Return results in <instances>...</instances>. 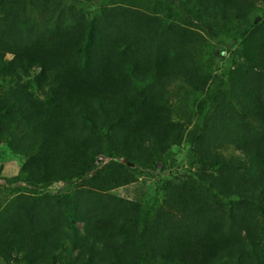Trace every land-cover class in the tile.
Masks as SVG:
<instances>
[{"label":"trees","instance_id":"1","mask_svg":"<svg viewBox=\"0 0 264 264\" xmlns=\"http://www.w3.org/2000/svg\"><path fill=\"white\" fill-rule=\"evenodd\" d=\"M91 2L0 0V135L27 141L11 183L29 190L0 201V260L264 264V0ZM161 5L176 8L174 23ZM191 27L228 47L242 38L249 73L212 77L218 48L202 51ZM183 82L213 110L190 135L198 186L155 181L134 206L111 198L178 143L169 93ZM227 122L236 135L221 136ZM56 183L72 191L43 193Z\"/></svg>","mask_w":264,"mask_h":264},{"label":"rangeland","instance_id":"2","mask_svg":"<svg viewBox=\"0 0 264 264\" xmlns=\"http://www.w3.org/2000/svg\"><path fill=\"white\" fill-rule=\"evenodd\" d=\"M98 2L99 0H92L91 4L95 5ZM94 5L89 8L90 11L94 9ZM260 7H262L261 13H264V4H261ZM142 8L147 10L152 9V7L144 5L141 6V8L136 7L135 9H140L142 12L148 13ZM155 10L159 17L166 16L173 23L175 22L174 20L177 19V10L172 5H161L156 7ZM190 30L192 31V34L197 32L201 33L200 35L204 41H206L202 47V51L208 46L210 48L211 46H217L218 48L217 50H214L216 59H214L211 63V71L213 72L212 77L221 76L222 79H226L229 76V74H227L226 68L230 66H234V68L236 67L239 71L241 69L240 73L242 74L249 73L246 57H251V51H249V49L246 47V44H244L242 38H236V40L230 42L231 46L228 47L225 44L221 45L216 41H213L211 37L208 36L207 32L202 31L199 28L191 27ZM195 57L199 58V61L201 60V56L199 57V54L195 55ZM228 57H234V59L229 60ZM223 73L226 76H222ZM261 85L264 86V83ZM170 91L171 93H169V96L171 99L170 105L172 107L173 118L180 128L178 137L179 141L177 144L170 146L168 150L163 152L162 162L159 160H151L150 157H148L143 161L141 167H138L133 171L135 181L120 188L113 189L107 193V195L111 198H118L128 202V206L131 204H133V206L135 204H144L146 201L147 192L150 190V188L155 187V181H158V183L165 187L177 182H182V184L193 185L196 187L199 184L197 181L199 179V175L201 174L202 168H200L198 160L194 157L195 152L192 149L194 147H191L194 146V142L190 140V135L198 134L197 131H200L202 127V117L210 116L213 110L211 107H209V105L202 106L201 109H198L197 106L201 105L202 101H198L199 105H197L198 102L192 104V100L195 98L198 100L204 99L205 97L203 93H205V91L203 93H198L185 82L172 86ZM227 124L224 123L220 126L222 131L221 136L226 137L227 135L229 136L231 134L236 135L239 129L237 125H234V123ZM26 146L27 141H25V139L19 138L16 140H11L8 136L0 135L1 206H7L10 201L13 202L14 197L18 196L22 192L25 193L29 191L28 189H25V185L23 183H11L13 178L16 177L20 172ZM107 162H109V159L105 158L104 156H98L96 160L98 167H102ZM119 162L123 163L125 166H130L131 169H134L130 164H126L123 160H120ZM150 164H153V166H149ZM157 165H159V168ZM146 166L149 167L148 170L144 169ZM71 191L72 186L63 183H56L51 185L49 189L45 190L43 193L49 197V195L54 196L56 194L69 193ZM48 199L50 200L51 204H54V199ZM205 200L208 201L207 199ZM208 206L213 209L215 208V206L211 205L210 202ZM1 208L2 207H0V210ZM159 208H164L162 198H160L159 203L156 206V210ZM61 253V256L57 257V259L52 262V264H66L67 253ZM0 264L4 263L0 260Z\"/></svg>","mask_w":264,"mask_h":264},{"label":"water","instance_id":"3","mask_svg":"<svg viewBox=\"0 0 264 264\" xmlns=\"http://www.w3.org/2000/svg\"><path fill=\"white\" fill-rule=\"evenodd\" d=\"M157 167L159 168V165H157Z\"/></svg>","mask_w":264,"mask_h":264}]
</instances>
